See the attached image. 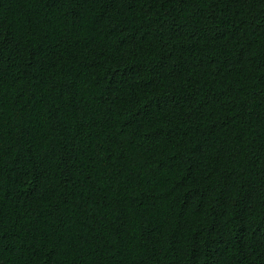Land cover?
Returning a JSON list of instances; mask_svg holds the SVG:
<instances>
[{
	"label": "trees",
	"instance_id": "16d2710c",
	"mask_svg": "<svg viewBox=\"0 0 264 264\" xmlns=\"http://www.w3.org/2000/svg\"><path fill=\"white\" fill-rule=\"evenodd\" d=\"M0 264H264V0H0Z\"/></svg>",
	"mask_w": 264,
	"mask_h": 264
}]
</instances>
